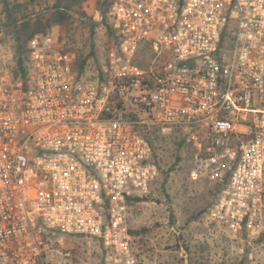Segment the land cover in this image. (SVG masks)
I'll use <instances>...</instances> for the list:
<instances>
[{"label": "built area", "instance_id": "obj_1", "mask_svg": "<svg viewBox=\"0 0 264 264\" xmlns=\"http://www.w3.org/2000/svg\"><path fill=\"white\" fill-rule=\"evenodd\" d=\"M111 2L102 79L55 33L29 41L26 79L0 69V264H54L53 232L135 264L132 204L159 175L145 126L181 132L191 177L223 183L211 222L239 234L262 216L264 0Z\"/></svg>", "mask_w": 264, "mask_h": 264}, {"label": "rangeland", "instance_id": "obj_2", "mask_svg": "<svg viewBox=\"0 0 264 264\" xmlns=\"http://www.w3.org/2000/svg\"><path fill=\"white\" fill-rule=\"evenodd\" d=\"M11 1L23 5L21 9L35 18L37 14L48 15L50 12L45 9L53 7L57 0ZM3 2L0 0V69L13 76L14 40L5 28ZM95 9L97 0L83 3L86 18L97 22ZM79 26L74 38L80 41L81 34L89 36V29L85 23ZM103 31L96 28L98 54L107 48L104 42L110 41ZM52 33L59 36L64 48L75 52L67 26L55 25L48 34ZM90 60L89 71L97 73L98 61ZM164 134L155 151L159 175L152 182L150 193L132 204L133 216L128 226L135 264H264V210L255 227L239 234L211 222L208 213L218 199L217 184L208 178L193 179L190 171L198 151L188 142L179 148L173 144L171 132ZM50 235L49 256L54 264H116L115 258L119 257L96 239L62 237L58 232Z\"/></svg>", "mask_w": 264, "mask_h": 264}, {"label": "trees", "instance_id": "obj_3", "mask_svg": "<svg viewBox=\"0 0 264 264\" xmlns=\"http://www.w3.org/2000/svg\"><path fill=\"white\" fill-rule=\"evenodd\" d=\"M86 1L88 0H57L53 7L45 9L46 12H50L48 15L45 13L39 15L37 14L34 18L32 15L26 14V12L21 9L23 5L20 3L11 0H4L3 3L6 13L5 28L7 31L11 32L15 48V68L13 70V78H27L30 64L28 42L36 35H48L49 30H51V28L55 25H64L68 28L69 38L71 39L70 42L75 47L74 53L76 55V60L74 70L78 73V75L87 76L96 74L99 78H103V65L106 62L108 51L114 43H117V37L111 26L110 12L112 2L111 0H97L98 9L102 14V20L96 22L93 19L86 18V12L83 10V3ZM76 22H79V24L76 25ZM81 23H85L88 27L89 36L87 37L86 34H81L79 41L75 39L74 36H77V31L80 29L79 25ZM96 28H102V30H104L103 32L110 37V41L104 42V46L107 48L101 49V54H98L99 50H96ZM79 42H81L80 44L82 45H80ZM64 49L67 50L66 48ZM91 58L98 61L97 73L89 71ZM89 72L91 74H89ZM143 133L150 139L154 147L155 159L157 144L164 140V138L161 137L164 133L157 128L147 126L143 128ZM169 135H173V144L179 145V148L186 143L184 135L179 131H173ZM157 165L159 167L158 163ZM228 175L226 176V179ZM216 184L217 189L219 190V195L223 183L221 182ZM141 198L135 197L134 200L139 201Z\"/></svg>", "mask_w": 264, "mask_h": 264}]
</instances>
